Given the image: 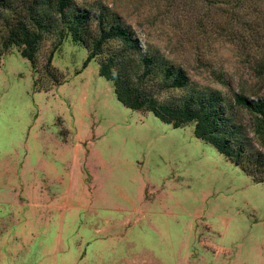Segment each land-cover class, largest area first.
Returning <instances> with one entry per match:
<instances>
[{"label": "rangeland", "instance_id": "374dc122", "mask_svg": "<svg viewBox=\"0 0 264 264\" xmlns=\"http://www.w3.org/2000/svg\"><path fill=\"white\" fill-rule=\"evenodd\" d=\"M212 1L77 4L110 9L199 88L264 98L261 56L230 41L240 24L225 26ZM5 12L0 4V29ZM215 20L233 34H216ZM53 47L43 45L40 69ZM87 57L69 36L53 59L64 81L49 91L18 48L3 58L0 264H264V183L196 138L193 123L176 129L126 108L97 60L84 68ZM153 87L161 101L184 94ZM229 111L264 152L252 116Z\"/></svg>", "mask_w": 264, "mask_h": 264}, {"label": "trees", "instance_id": "16d2710c", "mask_svg": "<svg viewBox=\"0 0 264 264\" xmlns=\"http://www.w3.org/2000/svg\"><path fill=\"white\" fill-rule=\"evenodd\" d=\"M212 2L222 14L220 18L227 17L225 26L235 25L238 21L237 36L230 41L240 43L245 49L250 46L256 56H261L256 69L260 75L264 74V0ZM0 4L6 10L0 29V70L6 54L12 48H18L37 75V89L49 91L64 81V75L53 65V59L70 36L73 42L82 44L88 51L84 68L97 60L99 75L113 84L118 101L126 108L143 114L153 113L176 129L193 123L196 138L214 146L254 182L264 183V152L256 148L242 125L234 123L229 111L240 107L252 116L254 137L264 149V98L255 100L235 94L229 99L221 91L199 88L183 69L145 50L123 20L106 7L99 6L95 11L79 8L77 0H15V3L4 0ZM246 11L251 13L250 19L247 14L241 16L240 13ZM241 18L248 22L242 24ZM220 21L215 20V33L222 30L233 34L232 28L221 26ZM49 39H53L54 47L40 69L39 54ZM246 54L251 55L250 52ZM153 86H159L161 91L179 90L184 94L161 101Z\"/></svg>", "mask_w": 264, "mask_h": 264}]
</instances>
